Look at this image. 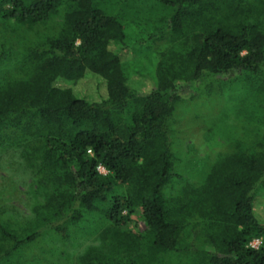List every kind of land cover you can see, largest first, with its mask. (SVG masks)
I'll list each match as a JSON object with an SVG mask.
<instances>
[{"label": "trees", "instance_id": "1", "mask_svg": "<svg viewBox=\"0 0 264 264\" xmlns=\"http://www.w3.org/2000/svg\"><path fill=\"white\" fill-rule=\"evenodd\" d=\"M104 1L0 0V152L43 197L23 220L0 206V264H30L39 240L95 221L97 244L75 264H264V0H163L171 11L142 43L144 90ZM219 96L243 123L186 179L178 107ZM138 209L144 233L127 226Z\"/></svg>", "mask_w": 264, "mask_h": 264}, {"label": "rangeland", "instance_id": "2", "mask_svg": "<svg viewBox=\"0 0 264 264\" xmlns=\"http://www.w3.org/2000/svg\"><path fill=\"white\" fill-rule=\"evenodd\" d=\"M120 1L122 0H105V8L110 13H120L126 23L127 43L135 54L128 63V69L134 76L135 84L144 90L149 86L145 75L151 69V58H145L143 39L158 35V31L162 29V23L159 22L169 15L171 9L165 6L163 0H131L130 3L129 0H124L128 2L125 6ZM164 43L162 41L158 44L159 49L165 47ZM153 52L155 53L154 50ZM88 89L96 95V98L91 99L98 100L96 88L90 86ZM185 89L184 87L182 92L189 96L192 91ZM81 90L86 91L87 87H82ZM234 107L235 104L228 101L227 97L220 96L186 100L178 107L176 129L181 167L179 169L177 166V169L186 179H198V172L204 165L212 163L230 139L236 138L235 132L243 120L236 116ZM228 109L232 111L227 112ZM120 192L124 193L125 190L121 189ZM42 199V194H39L32 183L30 172L20 164V160L13 159L7 152L1 151L0 206L12 212L18 220H23L32 216L33 207ZM259 201L256 203V209L263 215L264 205L259 209ZM98 222L84 223L81 235L72 240H39L29 250L27 261L30 264H42L43 259L50 264L77 263L78 257L87 247L97 244L98 229H95L99 225ZM127 226L136 233L146 231L147 226L141 210L138 209L131 215Z\"/></svg>", "mask_w": 264, "mask_h": 264}, {"label": "built area", "instance_id": "3", "mask_svg": "<svg viewBox=\"0 0 264 264\" xmlns=\"http://www.w3.org/2000/svg\"><path fill=\"white\" fill-rule=\"evenodd\" d=\"M90 154H92V151H89ZM98 171L103 174V175H107L108 171L103 167V166H98ZM262 241L261 240H254L250 246L252 248H258L261 245Z\"/></svg>", "mask_w": 264, "mask_h": 264}]
</instances>
